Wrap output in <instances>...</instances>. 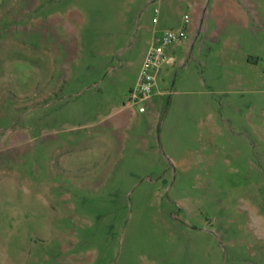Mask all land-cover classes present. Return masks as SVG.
<instances>
[{
  "label": "rangeland",
  "instance_id": "rangeland-1",
  "mask_svg": "<svg viewBox=\"0 0 264 264\" xmlns=\"http://www.w3.org/2000/svg\"><path fill=\"white\" fill-rule=\"evenodd\" d=\"M0 264H264V0H0Z\"/></svg>",
  "mask_w": 264,
  "mask_h": 264
},
{
  "label": "built area",
  "instance_id": "built-area-1",
  "mask_svg": "<svg viewBox=\"0 0 264 264\" xmlns=\"http://www.w3.org/2000/svg\"><path fill=\"white\" fill-rule=\"evenodd\" d=\"M155 13L158 9L155 8ZM187 21L188 16H184ZM153 17V22H156ZM186 38L184 28L165 29L160 35H153L142 61L138 78L135 86L129 90L128 99L124 103V107L132 108L139 112H144L147 108L146 102L152 97L154 88L157 83V74L161 66L169 62L170 58L165 55L166 46Z\"/></svg>",
  "mask_w": 264,
  "mask_h": 264
},
{
  "label": "crops",
  "instance_id": "crops-1",
  "mask_svg": "<svg viewBox=\"0 0 264 264\" xmlns=\"http://www.w3.org/2000/svg\"><path fill=\"white\" fill-rule=\"evenodd\" d=\"M149 107H151V109H152V108H153V103H151ZM146 110H147V109H146ZM146 110H145L144 112H146Z\"/></svg>",
  "mask_w": 264,
  "mask_h": 264
}]
</instances>
